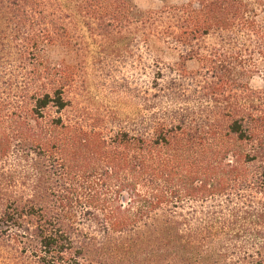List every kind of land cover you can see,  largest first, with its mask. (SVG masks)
Instances as JSON below:
<instances>
[{"label":"trees","instance_id":"1","mask_svg":"<svg viewBox=\"0 0 264 264\" xmlns=\"http://www.w3.org/2000/svg\"><path fill=\"white\" fill-rule=\"evenodd\" d=\"M0 19L30 67L27 89L0 94V264H264V89L249 86L264 70V0L158 11L133 0H0ZM77 40L101 61L136 43L171 49L182 72L195 61L203 118L111 134L64 120L73 66L49 54L77 53ZM221 200L254 221L219 250L182 212Z\"/></svg>","mask_w":264,"mask_h":264},{"label":"rangeland","instance_id":"2","mask_svg":"<svg viewBox=\"0 0 264 264\" xmlns=\"http://www.w3.org/2000/svg\"><path fill=\"white\" fill-rule=\"evenodd\" d=\"M133 2L141 10L158 11L165 5H182L186 0ZM9 32L3 36L0 31V94L11 86L17 88L20 85L25 89L29 86L28 61H19L18 49L15 41H11ZM94 46L88 40H77V53L65 56L55 49L49 54L52 61H66L73 66L75 78L66 93L71 106L62 113L64 120H77V124L86 132L111 134L136 133L157 122L177 124L183 115L187 116V121L193 122L203 118L207 103L202 93L195 91L190 80L192 74L198 71L195 61L187 62L185 72H182L174 51L159 46L147 51L140 43L134 44L122 57H107L101 61L97 58ZM157 73L162 76L154 83ZM249 86L253 90L264 89V70L250 80ZM6 167L13 172L11 159ZM14 181L13 191L18 194L23 190L18 180ZM188 207L183 209L182 214L194 226L206 224L207 229H211V233L224 242L222 244L213 240V248L219 247L220 250L230 235L253 229L249 222L254 221V216H243L239 207L224 200L209 205L194 203ZM235 212L238 213L236 217L233 216Z\"/></svg>","mask_w":264,"mask_h":264}]
</instances>
